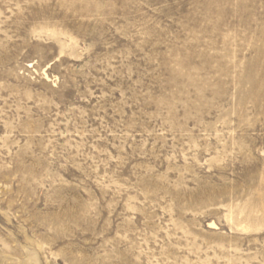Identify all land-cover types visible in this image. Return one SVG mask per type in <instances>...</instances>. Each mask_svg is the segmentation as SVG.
Returning <instances> with one entry per match:
<instances>
[{
    "label": "rangeland",
    "instance_id": "374dc122",
    "mask_svg": "<svg viewBox=\"0 0 264 264\" xmlns=\"http://www.w3.org/2000/svg\"><path fill=\"white\" fill-rule=\"evenodd\" d=\"M0 264H264V0H0Z\"/></svg>",
    "mask_w": 264,
    "mask_h": 264
}]
</instances>
